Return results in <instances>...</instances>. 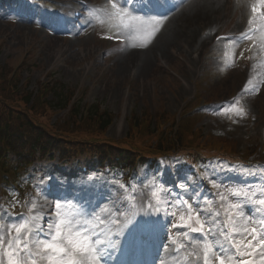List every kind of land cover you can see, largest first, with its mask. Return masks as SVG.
Listing matches in <instances>:
<instances>
[{"label": "rangeland", "instance_id": "374dc122", "mask_svg": "<svg viewBox=\"0 0 264 264\" xmlns=\"http://www.w3.org/2000/svg\"><path fill=\"white\" fill-rule=\"evenodd\" d=\"M197 2L200 4V0ZM256 2L257 0H221V4L225 3L223 8L230 11H232V6L234 4H239L241 8L240 13L242 12L243 14L240 18L242 19V23L245 21V14L248 13L249 6L256 4ZM193 5H195V3H193ZM180 16L181 14L176 15L173 21ZM221 16L222 15H219V18ZM215 19L217 18L213 16L210 20L208 18V20L202 21V25L194 24L198 26L197 30L192 29L193 24L191 23H195L194 21H190L186 23V25L195 32L194 38L196 35L199 36L203 28L200 31L199 29L204 24ZM240 19L237 21H240ZM99 27L100 24L96 26V28ZM25 31H27V33ZM60 36L59 38L65 40L69 45H66L61 52L57 54L58 58L56 59L48 53V45L53 37L56 36H47L45 30L37 29L31 25L22 28L20 25L16 24L14 20L9 22L6 19H0V65H6L7 68H9L14 65L16 66L25 58H29L32 63L30 67H27L23 71L22 76L24 79L29 78V88L31 90L38 89V85L48 81V72L54 73L53 77L55 78L58 95H61L60 92H58L59 87L63 86H65L66 90L70 93H77L83 90L81 97L84 99L83 104L99 102L115 116L113 124L108 131V135L114 139H121L130 133L131 126L129 125V119L132 111L133 115L135 114L137 116L149 114L152 118L153 129H155V125H157L156 119L160 116L169 117L173 115L179 118V112L185 105V101L190 100L196 93L195 81L205 72L204 63L198 75L195 76L196 68L192 72H189L191 75L190 79L187 80L189 73H185V63L181 59L174 58L172 61L174 68L184 75L178 78L174 70H171L170 73L161 65L159 60H161L162 57L157 55V57L154 58L156 60L158 59L160 67L157 65L156 60H153L152 56V65L159 68L158 72L153 76L151 75V77L144 78L145 75H141L140 78H134L131 71H128L126 76L124 75L120 79H116L113 75V69L115 68V65H113L114 56H109L104 60L102 56L103 53H100L99 57L96 56L98 64L94 66L92 70H86L89 61L92 57H95V54L98 53L97 51L109 43L106 35L101 32L100 29L93 35L86 36L82 34L75 39L63 35ZM88 45L90 50L86 54H78L82 53V49ZM150 45L151 43L147 41L146 47ZM170 48L173 51L175 50L172 45L167 46L165 50L167 54ZM187 52L188 51H185L184 54ZM211 63L212 61L209 63V74L211 77L203 80L199 88L201 102L214 98L227 97L232 90L231 80L237 78L236 80L240 83L246 71V65L242 64L239 67L233 66L232 60H227L226 65H221L220 67L217 65L216 67L218 68L214 71L211 69ZM219 68H223V73L217 71ZM144 87H147L145 93H143L142 89ZM52 98L56 102L54 95L50 97V99ZM192 104H200V102L196 99ZM250 106L251 111L245 114L241 120L237 122L228 120V124L223 122V124L220 125L218 122L211 120L208 116H202L201 121L198 122L199 124L197 123L198 126L201 127V134L206 135L205 131H209L213 133V137L217 139L221 138L223 136L222 134H225L227 137H223L235 144L236 150L241 152L240 149L249 146L254 138L256 139L257 136H260L261 125L259 123L261 121H250L248 116L250 113H253V120L258 114V116H264V82L258 90V93L252 96ZM64 116L65 113L60 112L57 116H54L53 121H56V118ZM224 121H226V119H224ZM216 131H221L222 134ZM79 157H77L79 160H84L89 159L88 157L95 156L84 153ZM56 165L57 159L52 162H40L35 173L34 170H32L29 173L28 179L24 181L23 190L21 193L19 192L22 197L17 196L14 198L16 202L24 201L26 209H31L30 205L37 201L39 194L38 190L34 191L36 179L43 175L46 176L50 174V171L56 170ZM4 195L5 194L1 195L0 191V204L3 202ZM33 195L35 196L33 197ZM61 209L66 212V208L61 206ZM102 209L108 210L107 214L105 217H102V219L107 225H111V228L115 227V223L119 219L122 220L124 218V216L119 218V210H116V206L111 200H107V205Z\"/></svg>", "mask_w": 264, "mask_h": 264}, {"label": "snow or ice", "instance_id": "6c2138e0", "mask_svg": "<svg viewBox=\"0 0 264 264\" xmlns=\"http://www.w3.org/2000/svg\"><path fill=\"white\" fill-rule=\"evenodd\" d=\"M264 5V0H261ZM253 13L257 10L252 9ZM251 23V21H250ZM251 83V81H249ZM245 110L239 109L238 115L244 116ZM209 183L213 188L218 187L214 179H210ZM170 193L165 192L163 188H154L151 196L155 199V208L158 211L159 206L163 203L172 207L171 201L167 199ZM220 201H226V196L215 193ZM234 197H245L247 193L239 190L232 191ZM259 205H264V199L259 200ZM184 212L178 219L180 225L189 229L191 233L199 234L207 241L208 233L216 221L209 224L207 220H202V210L193 209L191 204L182 201ZM149 207H154L149 203ZM33 204L32 208L35 209ZM221 211H216L212 215H223L224 221L228 225L230 231L235 232V220L230 209L241 207L239 204H221ZM199 208V205H197ZM56 220L55 223L51 219L44 223V217L41 215H33L31 217H21L18 222L10 223L7 226L8 239L5 243V237L0 226V252L6 253L7 264H99L102 257L100 249L103 242L100 240L99 233L89 228L87 223L82 222L83 217L76 213L61 212V204H55ZM172 215L175 217L176 213ZM210 219V217H209ZM146 230L155 227V221L145 220L140 225ZM247 228L242 230L241 234L246 233ZM13 232L15 235H13ZM252 239L248 240L243 246L234 240H230L228 232H222L221 237L227 241V244H214L212 242L204 243L202 246V259L196 256L200 264H256L257 257L264 260V225L258 231L256 227L250 229ZM187 236L188 233H183ZM193 237H189V245L193 241ZM175 243V241H173ZM184 244H180L179 248H184ZM0 264H5L4 259H0Z\"/></svg>", "mask_w": 264, "mask_h": 264}, {"label": "bare ground", "instance_id": "6f19581e", "mask_svg": "<svg viewBox=\"0 0 264 264\" xmlns=\"http://www.w3.org/2000/svg\"><path fill=\"white\" fill-rule=\"evenodd\" d=\"M226 3V1H225ZM221 4V0H211L207 1L206 3L203 4H195L193 3L189 4L188 6L182 8L176 15L181 14V16L175 19V16H172L170 20L168 21V28L163 36V38L158 42V48H157V55H160L162 58H168L171 61H173V56L169 52L167 54L166 47L172 45L174 47V51L176 53H180L178 55H182L186 58L187 63L186 68L187 71L186 73L192 72L194 70L195 64H198V58H200L201 55H193L190 54V56L187 55V53L184 54L185 51L190 50L192 47V42L193 39L195 40V37L193 38L195 32L193 30H197L198 26L196 25H202L205 20L212 19L213 16L216 18H219V15H225L228 14V11H226V8H223V5ZM228 3V1H227ZM195 22L191 23L192 29L186 25L188 22ZM212 21H210L211 23ZM209 23V22H208ZM23 28L27 27L28 25L26 24H21ZM164 31V30H163ZM163 31L161 33H163ZM204 44V43H203ZM69 45L65 40L60 39L59 37H53L51 40L50 44L48 45V53L52 56L55 57L56 59L57 54L61 52V50L66 46ZM176 46V47H175ZM90 50L89 45L87 47H84L82 49V53L78 54H86ZM136 50L130 49L125 51L119 56V59L115 65V68L113 69V75L116 77V79H120L124 75H127L128 69L143 63V66L141 68L140 74L138 78H140L141 75H145L144 78L151 77L153 76L156 72H158L159 68L157 66L152 65L153 60L156 58L152 59L151 54L147 51H137ZM153 52V50H152ZM156 55V54H155ZM156 55V56H157ZM156 60V59H155ZM157 65L160 67V64L158 63V60H156ZM143 93L146 92L147 87L142 88Z\"/></svg>", "mask_w": 264, "mask_h": 264}, {"label": "trees", "instance_id": "16d2710c", "mask_svg": "<svg viewBox=\"0 0 264 264\" xmlns=\"http://www.w3.org/2000/svg\"><path fill=\"white\" fill-rule=\"evenodd\" d=\"M0 76H1V74H0ZM3 92H4V91H0V104L9 103V102L7 101L8 99H11V98L9 97V94H8V93L4 94ZM59 92H63V90L60 89ZM59 100H62V98L60 97ZM68 101H69L68 98H64L62 101H58V102L68 103ZM1 122H2V117H0V123H1ZM92 128H93V125H92L91 129H92Z\"/></svg>", "mask_w": 264, "mask_h": 264}]
</instances>
